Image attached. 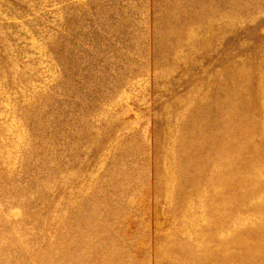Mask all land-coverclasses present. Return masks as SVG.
<instances>
[{"label": "rangeland", "instance_id": "374dc122", "mask_svg": "<svg viewBox=\"0 0 264 264\" xmlns=\"http://www.w3.org/2000/svg\"><path fill=\"white\" fill-rule=\"evenodd\" d=\"M0 264H264V0H0Z\"/></svg>", "mask_w": 264, "mask_h": 264}]
</instances>
